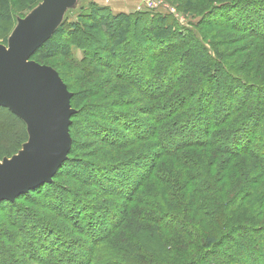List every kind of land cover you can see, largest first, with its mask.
I'll return each mask as SVG.
<instances>
[{"label":"trees","instance_id":"16d2710c","mask_svg":"<svg viewBox=\"0 0 264 264\" xmlns=\"http://www.w3.org/2000/svg\"><path fill=\"white\" fill-rule=\"evenodd\" d=\"M165 1L181 4L182 9L177 6L178 11L192 15L195 11L199 16H210L217 10L221 13L225 11L227 17H234L240 29L247 25L253 33L257 30L254 40L264 41V16L250 18L247 13L255 8L264 10V0ZM241 6L249 10L245 13L240 10ZM92 10L97 14L106 12L95 7ZM148 14L104 17L106 22L112 23L131 21L127 24H133L134 29L143 25L140 19L155 21V31L163 29L160 35L167 33L174 38L171 30L176 23L171 17L164 16L163 19L160 13H155L160 16L152 17ZM79 19L80 24L65 22L61 29H68L73 36L88 38V35L81 34L85 31L82 28L84 22L90 18L80 15ZM94 22L90 21V24L95 26ZM202 25L205 28L221 27L203 16L194 28L182 30L190 37L195 49L205 56V60L201 59L198 63L201 71L192 77L184 73L194 68L192 64L198 56L193 54L190 57L187 51L176 59L160 61L163 56L158 57L162 54L159 47L156 49L158 59L149 60L147 64L131 55L130 50L126 58L122 50L120 54L111 52L110 56L115 57V61L135 66L131 77L122 78L115 74L116 81L127 82L137 97H145L143 93L147 95L143 99L151 105L148 109L140 107L135 115L136 111L126 108L125 112L122 108L128 107L131 102L120 101V105L101 102L84 108L79 115L82 124L90 123V127L97 120L101 121V127L93 132L88 129L91 135L87 136L104 142L111 164L109 168L105 166L107 171L103 173L91 170L92 164H87L88 169L84 167V172L80 173L84 180L77 178L75 182L94 184L99 189L98 196L94 198L106 197L110 199L107 200L110 204L95 207L89 205L86 199L71 200L66 203L65 211L61 210L62 205L61 211L56 213L55 219L63 220L65 226L54 218L40 219L31 206H21L27 203L24 200L27 196L52 186L69 160L77 161L71 159L74 144L71 139L68 160L57 170L50 183L19 196L13 202H0V209L7 208L11 216V220L0 217V227L7 228L10 237L0 241V264H23L26 263L25 256L35 261L34 264H203L209 254H217L213 264H264V223L261 222L264 221L261 217L264 215V191L256 192L260 178H264V79H255V83H250L248 75L244 74L246 79L239 78L236 74L238 70L212 49V40L206 44L207 36L201 32L199 36L202 39H195ZM95 33L99 35L98 31ZM126 37L127 34H124L120 39L125 41ZM146 38L147 41L153 39ZM146 42L142 36V43ZM124 45L126 47V42ZM74 46L81 50L86 45ZM179 48L172 47L169 51ZM37 52L31 60L37 57ZM88 58L85 51L80 65L87 67ZM153 66L156 68L153 69ZM184 68L186 72L183 73ZM197 79L201 80L198 86L202 90L184 85L190 80L187 85L193 86L195 83L192 82H197ZM179 82L183 86L178 87ZM214 83L223 87L213 91ZM235 84L245 89L233 96L231 87ZM204 92L208 94L205 100ZM216 95L221 96L220 101H216ZM164 99L168 102L171 99V102L164 103ZM119 106L122 109H118ZM0 116L6 117L4 123L10 128L15 126L24 132L17 142L19 147L11 154L3 152L6 155L0 156L2 161L18 154L28 135L22 121L2 106ZM140 163L141 173L133 179L135 167ZM143 188L147 191L139 196ZM118 197L129 200V204L117 202L115 198ZM62 199L65 201L64 197ZM131 204L146 207L147 211H130ZM164 204L171 205V208ZM158 206L162 209L158 210ZM255 211L259 224L254 226L246 220H251ZM100 212L108 217L107 222H94ZM259 217L261 221H258ZM32 218L36 220L28 228ZM89 219L93 221L89 222ZM158 230L165 233L157 238ZM67 233L81 238H69ZM63 234L67 236L65 242L61 240ZM112 237L114 239L110 241ZM30 240H35V245ZM173 252L176 255L172 262L167 256L171 257Z\"/></svg>","mask_w":264,"mask_h":264},{"label":"rangeland","instance_id":"374dc122","mask_svg":"<svg viewBox=\"0 0 264 264\" xmlns=\"http://www.w3.org/2000/svg\"><path fill=\"white\" fill-rule=\"evenodd\" d=\"M39 1L40 0H0V45L7 47L8 39L17 28L16 26L18 25V22L22 19H25L32 13V11L34 10L33 6H35ZM156 1H161L172 8L174 10V16L167 10H162V13L159 12L160 10L155 11V9L157 10L159 8H155L152 11H147L143 8H141L142 10H139L138 7H142L143 0H64L63 3H65L66 7L63 10L64 12L57 25V28L55 29L51 37L47 40V42L43 44L39 49H37V57L34 58V60H31L35 63L38 62L37 64L47 66L58 73L60 79L62 80V83L67 85L69 91L71 92V103L73 102V107L71 109L74 112L71 118L75 116L73 121H71L69 125V127H72V135H70V138L72 139V141H74L72 152L70 153V155L72 156L71 159L73 158L77 161L74 162L73 160H69V162L66 163L61 169L60 175L56 177L52 186L43 187L41 191H37L36 194L27 196V198L24 199L27 201V203L21 204V206L28 205L33 207V210H35L39 217H41L40 219H55L57 211H65L66 203H70L71 200L76 201L79 199H86L89 205L95 207H97L98 205L106 206L107 204H110V202L107 201L110 199L106 197L94 198L95 196H98L97 193H99V189H97L98 187L94 184H77L75 182V179L77 178L81 180L83 179V176L80 173L84 172V167L88 169L87 164H92L93 167L91 168V170L97 172L100 171L101 173L106 172L107 169H105V166L109 168L108 165L111 164L109 163L110 155H108L107 153L104 142H101L99 140L96 141V137L87 136L91 135L90 133L93 132L94 129H97V127H101V121L97 120V122L92 124V126L90 127V123L86 125L82 124V118L79 117V115L81 116V112H83L84 108L86 109L91 106H95V104L97 105L101 102L108 103L110 105L113 103L114 105H120V101L131 102L128 107L122 108H124V111L126 110V108H129L130 111L133 112L136 111L135 115L140 107L148 109L151 105L148 100H144L146 99L145 97H147V95L143 93L142 95L145 97H137V94L132 91V89H130V85L127 82L124 83L116 81L114 77L115 74L122 78H125V76L127 78L131 77L135 66H132L128 62L124 64V62L115 61V57L110 56L112 53L120 54V51L122 50L123 53L126 54L124 56V58H126L130 55V53L128 52L130 50L131 55L136 56L138 60H142L144 64H147L149 60H157L158 57L160 58L162 56V59H159L160 61L164 59H166L167 61L168 59H176V57H179L180 55H182V53L187 51V54L190 57H192L193 54L196 57L198 56L197 60L192 64L194 68L186 70L187 73H184L186 72L185 68L183 71L185 75L192 77L195 73L201 71L202 68L198 65V63L199 61H201V59L205 60V56L202 51L195 49L194 43L191 41L190 37H188L187 33H184L182 30L187 28H194L196 24H198V21H200L204 16L207 21H211L212 23H215L217 26L219 25L221 27L205 28V25H202L200 31L196 28L199 34H197L196 30L192 32L193 34H195L196 32L195 39L201 40L202 38L199 35H201V33H204V35L207 36L206 44H208V41L212 40L210 43L213 46H211L212 49L217 53V55H221L222 58H224L225 62L233 65V67L238 70L236 74L239 78L246 79L244 77L245 74L249 76L247 77L249 79L247 81L250 83H255L253 81L255 79L263 81L264 41H257L253 39L255 35H258L256 34V32L258 33L257 30L253 33L251 31V28L247 25L244 27V29H240L236 25L234 17H227L225 11L224 13H221V11L217 10L214 11V13H212L210 16L205 14L203 16H199L197 15L198 12L195 11V14L193 13L192 15L188 14L187 12L182 13V11H178L177 6L181 10V4H174L165 0ZM94 7L105 10V14H97L96 12H93L94 10H92V8ZM240 10L245 12L249 9L248 7L241 6ZM140 13H149L148 15L150 17L160 16L159 14H155L160 13L163 15V19H165L164 16L171 17L176 23V25L173 26V29L171 30L173 34L172 37L174 38L167 36V33L166 35L164 33L160 35L161 32L164 31L163 29H158V31H155L154 26L157 25L155 21L150 22L144 19H140L139 21L142 22L143 25H140V27L134 29L133 24H127V22L131 21H118L112 23L110 21L106 22L105 19L110 15L129 16L138 15ZM230 13L231 12H228V14ZM247 13L249 14L250 18H253L254 15L264 16V10H260V8H255L253 11H248ZM80 15H84L87 18L93 19L85 21V24H83L85 26L82 27L85 31L82 29V31L84 32H82L81 36L88 35V38H79L77 36H73V34L69 32L68 29H61V25L65 22L68 24H80ZM105 15L106 17H104ZM90 21H95V26H92L90 24ZM225 25H229L230 28ZM12 26L14 28L11 31ZM95 27L97 28L95 29ZM94 31H98L99 35L97 33L94 34ZM124 34H127L125 41L124 39H120V36H123ZM142 36L145 38V42L147 41L146 37H150L153 39H149L146 43H142ZM139 41L142 44H140ZM125 42L126 47H124ZM78 44L86 46H84V48L80 50L74 46H77ZM182 44L186 46L182 48ZM179 46V49L169 51L172 47L177 48ZM159 47H161L162 54L158 55L157 57L156 49H158ZM206 50L209 51L208 53L211 52V50L209 49ZM85 51L89 55L87 67L80 65L81 60L85 55ZM119 68L121 70H119ZM127 68H129V70H127ZM154 68L156 67L153 66V69ZM210 69H212V67H210ZM179 74H182V72H180ZM200 79H197V82L193 81L192 83H195L193 86H191L190 84L187 85L190 80L187 81V84L184 85L186 87H196L202 90L203 88L198 86L201 81ZM177 86H183V84L179 82ZM221 87L223 86L214 83L213 91H218ZM241 89L245 88H242V86L240 87L239 84H235L233 85V87H231V93H233L234 96L236 92ZM205 93L207 92H204V94ZM206 95L208 94L204 95V100L206 99ZM214 98H216V101L221 100L220 95H216L214 96ZM171 99L169 100V102L166 101V99H164L162 102H168L169 104L171 102ZM189 104L191 105V103ZM122 108L120 106L118 107V109ZM4 121H7L6 117L3 118L2 116H0V156L11 154L12 152H14L20 144H18L17 142L21 139V136H24L22 128H15V126H12L10 128V126H8L6 122L4 123ZM88 129H91L89 130L91 132L87 131ZM3 152L7 153L5 154ZM76 163L79 165H76ZM140 165L141 163L139 164V166L138 164L136 165V170L135 172H133V179L141 173ZM96 166H102V168H98ZM124 171L126 170H119L118 172ZM252 171L253 169H251L250 171L253 174ZM72 174H75V176H73ZM86 179H88V177H86ZM70 188H72V190H70ZM143 191H145L144 188L140 193H138L139 196L143 193H146L147 190L145 192ZM260 191L261 193H263L264 191V178H260V183L257 187L256 192H258L259 194ZM63 197L65 201L62 199ZM115 199L117 202L125 201V205L129 204V200H124L123 197H118ZM105 201H107L108 203H106ZM164 206L171 208V205L169 206L168 204H164ZM88 209L90 210V208ZM129 209L130 211L134 210L135 212L147 211L146 207H134L133 204L130 205ZM160 209H162V207L158 206V210ZM14 212L15 210H13L12 213ZM8 214L9 212L7 208L0 209V217H4V219L6 220H11V216H9ZM252 216L253 218L251 220H246V222L252 223V225L254 224V226L259 224L256 219L257 211H255ZM261 217L264 219V215ZM107 219L108 217H104V213L100 212L98 213V217L95 218L94 222L99 221L100 224L101 222H107ZM35 220L36 219L33 218L29 219L28 228H30V226L34 224ZM55 221L60 224L62 223V225L65 223L59 218L55 219ZM88 221L91 222L93 220L89 219ZM258 221H261L260 217L258 218ZM261 222L264 223V221ZM58 227L60 228L61 225H58ZM7 231V228H4V226L0 227V241H5L6 237L7 240L10 239ZM158 231L159 232H157V235H155V237L157 238L161 235L163 236V233H165L160 230ZM14 236L18 237L19 235ZM68 236L69 238H71L72 236L73 238L77 239L81 238L73 234H68ZM66 239L67 236L63 234L61 240L65 242ZM112 239H114V237L110 238V241ZM34 242L32 241L31 244L35 245ZM226 243L227 242H225V244ZM22 247L20 249H22ZM225 250H227L226 246ZM175 255L176 254L173 252L171 254V257L167 256V259L169 257V261L173 262V256ZM216 256L217 254H209L205 259L207 261H205L203 264L215 263ZM25 258L26 263L23 264H34L35 261L27 258L26 256ZM21 259H23V255L21 256Z\"/></svg>","mask_w":264,"mask_h":264},{"label":"water","instance_id":"95a60500","mask_svg":"<svg viewBox=\"0 0 264 264\" xmlns=\"http://www.w3.org/2000/svg\"><path fill=\"white\" fill-rule=\"evenodd\" d=\"M64 0H43L0 45V106L27 128L22 150L0 161V202L48 184L68 159L71 94L58 73L31 61L62 18Z\"/></svg>","mask_w":264,"mask_h":264},{"label":"built area","instance_id":"2783aa9c","mask_svg":"<svg viewBox=\"0 0 264 264\" xmlns=\"http://www.w3.org/2000/svg\"><path fill=\"white\" fill-rule=\"evenodd\" d=\"M141 8H143L144 10H147V11H152L155 8H159L157 10L155 9V11H159L160 10L159 12L162 13V10H167L174 16V10L172 8H170L167 4H164L161 1L143 0L142 7H138V9L142 10Z\"/></svg>","mask_w":264,"mask_h":264}]
</instances>
